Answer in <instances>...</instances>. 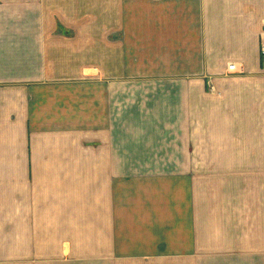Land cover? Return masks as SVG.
I'll list each match as a JSON object with an SVG mask.
<instances>
[{"label": "crops", "instance_id": "obj_1", "mask_svg": "<svg viewBox=\"0 0 264 264\" xmlns=\"http://www.w3.org/2000/svg\"><path fill=\"white\" fill-rule=\"evenodd\" d=\"M263 45L264 0H0V264H264Z\"/></svg>", "mask_w": 264, "mask_h": 264}, {"label": "built area", "instance_id": "obj_2", "mask_svg": "<svg viewBox=\"0 0 264 264\" xmlns=\"http://www.w3.org/2000/svg\"><path fill=\"white\" fill-rule=\"evenodd\" d=\"M261 55H262V57L264 59V45L261 46ZM228 70L231 71V72H233V73H239V69L236 66V64H234V63L228 65Z\"/></svg>", "mask_w": 264, "mask_h": 264}, {"label": "rangeland", "instance_id": "obj_3", "mask_svg": "<svg viewBox=\"0 0 264 264\" xmlns=\"http://www.w3.org/2000/svg\"><path fill=\"white\" fill-rule=\"evenodd\" d=\"M126 105H127V103L125 101H122V103H121L122 108L126 109Z\"/></svg>", "mask_w": 264, "mask_h": 264}]
</instances>
